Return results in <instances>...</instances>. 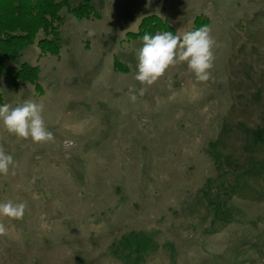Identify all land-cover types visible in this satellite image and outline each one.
<instances>
[{"label": "rangeland", "instance_id": "obj_1", "mask_svg": "<svg viewBox=\"0 0 264 264\" xmlns=\"http://www.w3.org/2000/svg\"><path fill=\"white\" fill-rule=\"evenodd\" d=\"M93 2L98 20L62 9L58 56L23 51L41 94L0 75L2 105L43 103L55 138L36 145L0 122L14 162L0 202L27 205L0 217V264H264V0ZM152 14L181 36L209 19L207 82L178 65L138 95L142 39L128 37Z\"/></svg>", "mask_w": 264, "mask_h": 264}, {"label": "clouds", "instance_id": "obj_2", "mask_svg": "<svg viewBox=\"0 0 264 264\" xmlns=\"http://www.w3.org/2000/svg\"><path fill=\"white\" fill-rule=\"evenodd\" d=\"M216 41L211 35L208 26L173 35L165 31L150 35L145 33L142 37V47L137 52V66L135 81L141 87L138 95L143 97L148 87L155 84L166 71L178 65L186 64L189 73L194 74L197 82H207L211 78V69L214 63L213 49ZM129 100L135 103L137 90L129 88ZM44 104L33 100H26L22 105L13 107L8 103L0 106V122L8 134L19 140H31L33 144L44 145L54 143V134L45 126L43 116ZM72 144V141H66ZM13 157L5 153L0 147V174L8 175L9 166L13 165ZM15 175V173H12ZM36 177L33 178L35 183ZM26 203H13L11 200L0 202V217L9 220H21L25 214ZM7 229L0 223V236L6 235Z\"/></svg>", "mask_w": 264, "mask_h": 264}, {"label": "trees", "instance_id": "obj_3", "mask_svg": "<svg viewBox=\"0 0 264 264\" xmlns=\"http://www.w3.org/2000/svg\"><path fill=\"white\" fill-rule=\"evenodd\" d=\"M71 0H0V75L9 80L13 89L20 84L28 83L41 94L40 68L36 64L19 63L26 47L36 45L43 58L60 54V27L63 25L61 11L67 9L77 20H98L100 14L93 0H82L71 6ZM209 19L198 16L190 31L202 26L209 27ZM165 31L176 30L165 19L158 15H148L142 19L139 29L129 33L128 39L140 40L145 33L155 35ZM117 70L128 72V67L115 61ZM3 97L0 94V104Z\"/></svg>", "mask_w": 264, "mask_h": 264}]
</instances>
